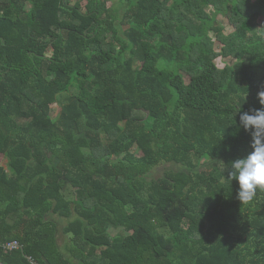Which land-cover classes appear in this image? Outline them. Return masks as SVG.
Segmentation results:
<instances>
[{"label":"trees","instance_id":"trees-1","mask_svg":"<svg viewBox=\"0 0 264 264\" xmlns=\"http://www.w3.org/2000/svg\"><path fill=\"white\" fill-rule=\"evenodd\" d=\"M73 1L0 0V263L264 264V0Z\"/></svg>","mask_w":264,"mask_h":264},{"label":"clouds","instance_id":"clouds-1","mask_svg":"<svg viewBox=\"0 0 264 264\" xmlns=\"http://www.w3.org/2000/svg\"><path fill=\"white\" fill-rule=\"evenodd\" d=\"M264 105V91L258 93ZM239 126L251 133L253 149L243 158L229 162L230 171L226 180L236 181L239 185L237 198L243 203L251 202L258 190H264V107L238 112ZM223 168L225 165L221 162Z\"/></svg>","mask_w":264,"mask_h":264},{"label":"rangeland","instance_id":"rangeland-1","mask_svg":"<svg viewBox=\"0 0 264 264\" xmlns=\"http://www.w3.org/2000/svg\"><path fill=\"white\" fill-rule=\"evenodd\" d=\"M113 1H118V0H112V2H110L107 6L110 7V6L113 4ZM75 2H76V1L74 0L73 3H75ZM84 4H86V3H84ZM84 4H83V5H84ZM220 21H221V23H222L224 26H226V33H227V34H228V33H231V32H232V28H231V26L229 25L227 19L221 17V18H220ZM220 48H221V45H220L219 43H217V47H216V49H217L218 52L220 51ZM226 62H230V61H228V60L226 61V60L220 58V59H218V60L216 61V65H217L219 68H224ZM54 69H55V70H58L59 67H54ZM54 84H55L56 86H59V85H60L59 81H55ZM60 112H61V107H60L59 105H55V106H53L52 117H53L54 120H56V119L59 117ZM7 164H8L7 159L4 158L2 155H0V166H3V167L6 168V167H7ZM171 169H177V167H174V166L169 165V164L161 165L160 167H158L156 170H154V171L151 173V175H150V179H151V180H153V179H154V180H155V179H158V178H160V177H162V176L164 175L165 171H167V170H171ZM67 224H68L67 221H66V220H63V221L61 222V227L65 226V225H67ZM119 232H120V231L111 230V234H112L113 236H114L115 234H118ZM59 242H60V244H63V243H64V237H63L62 234H60Z\"/></svg>","mask_w":264,"mask_h":264},{"label":"built area","instance_id":"built-area-1","mask_svg":"<svg viewBox=\"0 0 264 264\" xmlns=\"http://www.w3.org/2000/svg\"><path fill=\"white\" fill-rule=\"evenodd\" d=\"M4 248H5V251L7 252H13L15 250L20 249L21 245L18 241H13V242L7 243Z\"/></svg>","mask_w":264,"mask_h":264},{"label":"water","instance_id":"water-1","mask_svg":"<svg viewBox=\"0 0 264 264\" xmlns=\"http://www.w3.org/2000/svg\"><path fill=\"white\" fill-rule=\"evenodd\" d=\"M0 264H2V263H0Z\"/></svg>","mask_w":264,"mask_h":264}]
</instances>
